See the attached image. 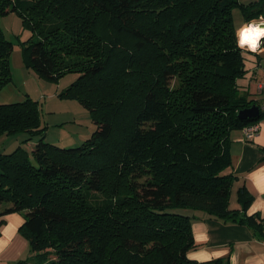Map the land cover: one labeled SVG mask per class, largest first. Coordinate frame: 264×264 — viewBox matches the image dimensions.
Listing matches in <instances>:
<instances>
[{
    "label": "trees",
    "instance_id": "16d2710c",
    "mask_svg": "<svg viewBox=\"0 0 264 264\" xmlns=\"http://www.w3.org/2000/svg\"><path fill=\"white\" fill-rule=\"evenodd\" d=\"M234 8L244 25L264 16V0H0V15L16 13L33 33L25 65L49 81L78 73L58 96L96 125L60 147L44 141L37 101L0 103V136H38L30 152H0V216L22 213L28 241L11 264H230L187 257L196 216L264 238L244 186L230 206L237 176L225 172L231 132L264 116L249 97ZM12 49L0 27V89ZM252 104L259 115L240 119Z\"/></svg>",
    "mask_w": 264,
    "mask_h": 264
},
{
    "label": "crops",
    "instance_id": "0c3cea01",
    "mask_svg": "<svg viewBox=\"0 0 264 264\" xmlns=\"http://www.w3.org/2000/svg\"><path fill=\"white\" fill-rule=\"evenodd\" d=\"M243 26L242 20L238 28ZM259 51L258 61L247 65L250 69L248 88L250 84H254L258 93L257 84L262 79L261 67L264 66V45ZM255 74H258L257 79ZM263 94L264 92L260 93ZM261 102H264V97H261ZM258 124L259 129L251 139H245L242 128L231 132V165L225 172L237 176L231 198L239 187L244 186L252 196L247 214L255 213L264 224V116ZM230 206L238 208L239 204L234 202L231 205L230 201ZM0 217L4 219L0 226V264H11L28 254V241L19 231L24 217L20 212H10ZM191 232L195 247L187 251V257L192 260L206 261L227 257L230 264H264V238L255 235L245 224L196 216L191 219Z\"/></svg>",
    "mask_w": 264,
    "mask_h": 264
},
{
    "label": "rangeland",
    "instance_id": "374dc122",
    "mask_svg": "<svg viewBox=\"0 0 264 264\" xmlns=\"http://www.w3.org/2000/svg\"><path fill=\"white\" fill-rule=\"evenodd\" d=\"M241 18V11L234 8L233 21L236 27L241 25ZM0 27L5 37L13 43V49L9 57L11 81L0 89V103L22 101L29 97L39 104L40 118L43 126H46L44 141L54 143L60 147H75L82 144L96 128L89 110L78 100L58 96V93L66 88L78 76V73H67L60 77L58 81H49L40 77L32 68L27 67L23 61V43L31 37L32 31L23 25L21 18L14 12L0 15ZM261 47L260 44L254 52L259 54ZM242 49L247 57V65L257 60L256 54L247 52L251 51L250 49ZM249 93L250 96L260 102L261 97H264V94L260 95L257 90L255 91L254 84L249 85ZM26 137L27 134L25 133L1 135L0 152H10L18 145H22L30 152L38 140V136L24 142L23 140ZM236 198L235 192L230 199L231 205L234 202L237 203Z\"/></svg>",
    "mask_w": 264,
    "mask_h": 264
},
{
    "label": "built area",
    "instance_id": "2783aa9c",
    "mask_svg": "<svg viewBox=\"0 0 264 264\" xmlns=\"http://www.w3.org/2000/svg\"><path fill=\"white\" fill-rule=\"evenodd\" d=\"M252 23L264 24V16H259L258 19H255V20L249 22V24H252ZM237 35H238V32H237ZM239 46L241 48H246L247 49V47H245L244 45L243 46L239 45ZM259 46H257L256 49H258ZM261 71H262V79L259 80L258 84H257V87H258V90H259L260 93L264 92V66L261 67ZM254 77L257 79L258 78V74H255ZM258 129H259L258 122L252 123L250 125H246V126L242 127V131H243V135H244L245 139H251L252 137H254L255 134L257 133Z\"/></svg>",
    "mask_w": 264,
    "mask_h": 264
},
{
    "label": "clouds",
    "instance_id": "9594fccd",
    "mask_svg": "<svg viewBox=\"0 0 264 264\" xmlns=\"http://www.w3.org/2000/svg\"><path fill=\"white\" fill-rule=\"evenodd\" d=\"M261 37L262 38L264 37V30H261L258 27L257 28H246L242 33L239 44L241 46H243L244 44H248L250 45L251 49L255 51L257 46L260 45L261 40L259 41V39ZM237 38H238V35H237ZM258 41L259 43L257 45Z\"/></svg>",
    "mask_w": 264,
    "mask_h": 264
},
{
    "label": "water",
    "instance_id": "95a60500",
    "mask_svg": "<svg viewBox=\"0 0 264 264\" xmlns=\"http://www.w3.org/2000/svg\"><path fill=\"white\" fill-rule=\"evenodd\" d=\"M260 25L264 27V24H260ZM259 112H260L259 106L256 104H252L249 107L240 109L237 115L240 119H252L258 116Z\"/></svg>",
    "mask_w": 264,
    "mask_h": 264
},
{
    "label": "bare ground",
    "instance_id": "6f19581e",
    "mask_svg": "<svg viewBox=\"0 0 264 264\" xmlns=\"http://www.w3.org/2000/svg\"><path fill=\"white\" fill-rule=\"evenodd\" d=\"M259 28V29H261V30H264V27L263 26H261L260 24H257V23H252V24H246L245 26H243L241 29H239L238 30V43H239V41H240V39H241V36H242V33H243V31L246 29V28ZM262 38V37H261ZM260 38V39H261ZM260 39H259V41H260ZM259 41L257 42V45H258V43H259ZM240 45V44H239ZM244 46L245 47H247L248 49H251V47H250V45H248V44H244ZM252 50V49H251Z\"/></svg>",
    "mask_w": 264,
    "mask_h": 264
}]
</instances>
